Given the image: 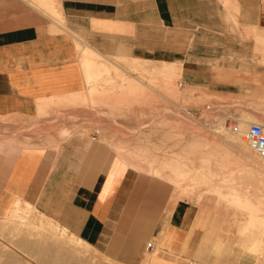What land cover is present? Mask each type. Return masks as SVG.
I'll return each mask as SVG.
<instances>
[{"label": "crops", "instance_id": "obj_1", "mask_svg": "<svg viewBox=\"0 0 264 264\" xmlns=\"http://www.w3.org/2000/svg\"><path fill=\"white\" fill-rule=\"evenodd\" d=\"M178 77L264 99V0H0V219L32 205L80 245L73 264H187L210 202L192 224L111 128L142 121L128 93L153 109Z\"/></svg>", "mask_w": 264, "mask_h": 264}, {"label": "rangeland", "instance_id": "obj_2", "mask_svg": "<svg viewBox=\"0 0 264 264\" xmlns=\"http://www.w3.org/2000/svg\"><path fill=\"white\" fill-rule=\"evenodd\" d=\"M162 83L164 86L160 87L153 109L135 110L133 105L137 95L135 92L128 93L130 100L125 107L128 119L134 120L138 113L142 121L127 126L112 123L115 136L122 135L127 139L122 145L116 142L117 147L121 148L125 156L132 154L151 158L154 162L153 173L156 169H163L164 177L153 173L149 175L157 181V190L169 191L171 199L175 194L177 201L185 200L191 204L189 218L192 224L201 204L210 202L209 231L205 233L198 230L193 237L194 248L197 250L203 244V250L200 254L196 250L188 254L187 264H264V250L253 253L240 246L244 242H251L250 238L242 235L240 226L248 218L249 210L238 209L230 203L235 196H240L264 208V172L254 159L263 163L264 160L250 147L247 153H242L229 141L231 129L237 126L239 119L264 123V99L257 95L256 103H253L243 97L191 91L181 85L183 82L179 77L174 85ZM168 86H174V89L169 91ZM144 95L149 97L153 93ZM104 126L99 124L97 128L102 131ZM196 142L201 147L198 144L196 146ZM213 142L219 143L217 146L224 149L215 148ZM211 148H215L216 153L213 154ZM201 178L203 180L199 181ZM6 218L0 219V264H73L77 255L80 259L85 254L77 250L80 245L76 240L55 222L44 218L32 205L19 203L11 216L9 214ZM252 234L262 236L264 240V229H255ZM248 236L252 235L249 233ZM219 238L224 240L222 247L217 246ZM145 242L146 247L149 243L153 245L151 239ZM41 248L42 251L36 252Z\"/></svg>", "mask_w": 264, "mask_h": 264}, {"label": "bare ground", "instance_id": "obj_3", "mask_svg": "<svg viewBox=\"0 0 264 264\" xmlns=\"http://www.w3.org/2000/svg\"><path fill=\"white\" fill-rule=\"evenodd\" d=\"M96 64H98V63H96ZM115 65V64H114ZM123 67V66H122ZM102 68V67H101ZM97 70V69H96ZM98 71V70H97ZM99 72V71H98ZM97 72V73H98ZM97 73H95V75L97 74ZM89 77V76H88ZM94 77V76H93ZM95 78H97L96 76H95ZM134 82V81H133ZM136 82V81H135ZM134 82V84H136ZM132 83V82H131ZM138 84V83H137ZM140 85V84H139ZM93 89V88H92ZM90 92H92V91H90ZM91 96V95H90ZM166 96V95H165ZM182 96V95H181ZM93 97V96H92ZM169 98V97H168ZM183 98H184V96H183ZM156 99V98H155ZM179 101H181V100H179ZM175 102V101H174ZM179 103V102H178ZM167 105V104H166ZM180 109V108H179ZM187 109V108H186ZM166 110V109H165ZM168 110V109H167ZM162 111V110H161ZM186 111V110H185ZM124 112V111H123ZM176 112H178V111H176ZM175 112V113H176ZM173 113V112H172ZM179 113V112H178ZM162 114V113H161ZM164 114V113H163ZM156 115V114H155ZM173 115V114H172ZM162 116V115H161ZM159 117V116H158ZM259 120V119H258ZM251 121H247V120H244V119H239V121L237 122V126H234L233 127V130L231 129V131H232V133H231V136L229 135V137H230V143L233 145V147L234 148H236V149H238L240 152H242V153H247V150H248V147H250V145L246 142V139L243 137V134H244V132L246 131V129L248 128V126L247 125H249V124H251L250 123ZM256 122V121H255ZM260 122H262V121H260ZM204 124V123H203ZM206 124V123H205ZM257 124H259L258 122H257ZM261 125H263L264 126V123H260ZM213 126H214V124H212ZM216 128H217V126H216ZM219 128V127H218ZM226 128V127H225ZM229 130V129H228ZM225 131V130H224ZM222 135V134H221ZM223 135H225V134H223ZM228 138V137H227ZM227 140V139H226ZM194 142V141H193ZM212 142V141H211ZM216 142V141H215ZM215 142H213V146L216 148V147H218L217 145L219 144V143H217V144H215ZM219 142V141H218ZM222 142V141H221ZM220 142V143H221ZM201 143V142H200ZM208 143V142H207ZM206 143V144H207ZM142 144V143H141ZM196 144H198L197 142L195 143V145ZM203 143H201V145H202ZM206 144H204V145H206ZM223 144V143H222ZM222 144H220V145H222ZM199 145V144H198ZM225 145V144H224ZM141 146V145H140ZM197 146V145H196ZM200 146V145H199ZM201 147V146H200ZM203 147V146H202ZM220 147V146H219ZM218 147V148H219ZM225 147V146H224ZM215 148H211L212 149V153L214 154V153H216V150H215ZM221 148V147H220ZM251 148V147H250ZM143 149V148H142ZM146 149V148H145ZM221 149H224V148H221ZM252 149V148H251ZM149 150V149H148ZM253 150V149H252ZM209 151H211V150H209ZM254 151V150H253ZM255 152V151H254ZM208 153V152H207ZM256 153V152H255ZM205 154H206V152H205ZM212 154V155H213ZM257 154V153H256ZM209 156H210V154H208ZM218 155V154H217ZM258 155V154H257ZM219 156V155H218ZM214 157V156H213ZM125 159H126V161L128 162V164L130 165V166H132V167H134L135 169H137V170H139V171H141L143 174H146V175H149V174H151L152 175V173H153V171H152V166L154 165V162H153V160L151 159V158H149V157H145V156H138V155H136V156H134V155H132V154H129V155H127V156H125ZM171 159V158H170ZM157 160V159H156ZM167 160V159H166ZM187 160V159H186ZM203 160H205L206 162H207V160H206V158H204L203 157ZM202 160V162H204ZM222 161H225V159L223 160L222 159ZM201 162V163H202ZM229 161H227V163H228ZM254 162H255V164L256 165H260L262 168L264 167V163L263 162H259V161H257L256 159H254ZM166 163H167V161H166ZM172 163V162H171ZM205 163V162H204ZM239 163H241V162H239ZM207 164V163H206ZM226 164V163H225ZM230 164V163H229ZM170 165V164H169ZM168 165V166H169ZM163 170V169H162ZM162 170L161 169H156V171L153 173L154 175H157V176H160V177H164V173H162ZM175 170V169H174ZM228 170V169H227ZM193 171V170H192ZM230 171V170H229ZM228 171V172H229ZM231 171H233V170H231ZM176 172V171H175ZM199 172V171H198ZM227 173V172H226ZM230 173V172H229ZM243 173V172H242ZM225 174V173H224ZM223 174V175H224ZM231 174H234V172L233 173H231ZM236 174V173H235ZM210 175V174H209ZM219 175H221V174H218L217 176H219ZM150 176V175H149ZM178 177H180L179 175H177ZM216 176V175H215ZM241 176H243V175H240V177ZM197 177V176H196ZM203 177H204V175H203ZM211 177V176H210ZM232 177H234V175L232 176ZM182 178V177H181ZM214 178V177H213ZM177 179V178H176ZM204 179H207V177L206 178H204ZM178 180V179H177ZM181 180V179H180ZM200 180H203L202 178L201 179H199V181ZM196 181V180H195ZM194 181V182H195ZM197 181H198V179H197ZM179 182V181H178ZM177 184V183H176ZM181 183H179V185H180ZM204 184V183H203ZM215 194V193H214ZM218 199V198H217ZM216 201V200H215ZM219 201V200H218ZM230 203H231V205H233V206H235V207H237L238 209H246V210H249V215H247V219H246V221L242 224H240V226H241V233H242V235L243 236H247V238H250L251 239V242H250V244H246V242H244V243H242L240 246H242L243 248H245V249H248L249 251H252L253 253H259L261 250H264V240H263V237L262 236H260V237H257V236H255V235H253L252 234V231L253 230H255V229H264V208H262L259 204H252V202L251 201H249V200H244V199H242L240 196H235L234 198H233V200L232 201H230ZM19 204V203H18ZM231 207V206H230ZM18 211V210H17ZM17 211H15V212H17ZM241 212V211H240ZM254 212H256V213H254ZM260 212H263V214H261ZM242 213V212H241ZM252 230V231H251ZM240 233V234H241ZM250 233V235H252V236H248V234ZM246 238V237H245ZM37 249V248H36ZM44 250V249H43ZM53 250V249H52ZM39 251H42V248H41V250L39 249L38 251L36 250V252H39ZM35 253V252H34ZM58 253V252H57ZM57 256V255H56Z\"/></svg>", "mask_w": 264, "mask_h": 264}, {"label": "built area", "instance_id": "obj_4", "mask_svg": "<svg viewBox=\"0 0 264 264\" xmlns=\"http://www.w3.org/2000/svg\"><path fill=\"white\" fill-rule=\"evenodd\" d=\"M243 137L258 156L264 160V126L257 123L249 124ZM147 249L153 251L154 246L149 243Z\"/></svg>", "mask_w": 264, "mask_h": 264}]
</instances>
